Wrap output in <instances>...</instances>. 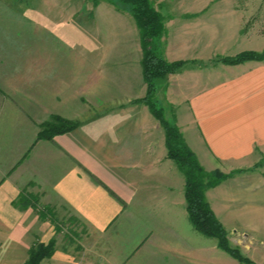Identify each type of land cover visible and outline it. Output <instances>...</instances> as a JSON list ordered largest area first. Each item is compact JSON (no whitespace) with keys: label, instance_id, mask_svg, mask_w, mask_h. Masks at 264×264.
Instances as JSON below:
<instances>
[{"label":"crops","instance_id":"crops-1","mask_svg":"<svg viewBox=\"0 0 264 264\" xmlns=\"http://www.w3.org/2000/svg\"><path fill=\"white\" fill-rule=\"evenodd\" d=\"M16 5L0 6L1 239H8L10 216L56 220L54 213L61 211L81 221L85 239L79 242V259L75 248H57L52 264H232L216 239L193 227L185 178L168 158L165 130L147 106L133 103L147 91L135 21L110 4L98 5L92 28L104 33L102 54L88 58L87 43L76 34L65 0H31L30 8ZM210 13L213 21L239 16L232 9ZM188 22L168 24L170 62L200 56L198 28ZM25 30L38 39L31 42L33 55L31 43L20 39ZM40 32L51 37L40 40ZM253 33L243 49L229 55L263 52L262 30ZM212 39L214 49L218 43ZM57 48L63 54L59 61L53 57ZM222 67L224 76L213 71L211 85L201 84L199 67L173 74L167 92L187 144L208 171L228 173L261 163L207 191L219 220H229L235 218V207L264 201V60ZM54 115L79 126L52 140H39L41 124ZM236 183L245 198L233 197ZM248 187L255 188L256 199ZM21 195L35 198L37 207L53 210V216L39 218L33 207L15 209L13 202ZM19 233L17 246L26 257L31 244ZM6 249L1 252L5 257Z\"/></svg>","mask_w":264,"mask_h":264},{"label":"rangeland","instance_id":"rangeland-1","mask_svg":"<svg viewBox=\"0 0 264 264\" xmlns=\"http://www.w3.org/2000/svg\"><path fill=\"white\" fill-rule=\"evenodd\" d=\"M151 1L153 3L154 8L162 15L163 22H164L163 23L164 31L162 35L160 36V38L157 40V53L162 58H164V60H166L168 63L182 62L183 65L181 66L179 71L173 74H179L190 67L201 68L203 70V72L200 73V77H199L201 84H209V85L212 84L213 81L210 82L208 81V79L211 78V76H213V73H214L213 71H215L216 75L219 77L224 76L223 74L224 71H223L222 66L231 65V64L225 63L224 60L228 58H233L239 54L244 53V52H241L234 56L229 55V53L243 49L247 44L246 40H248L249 42L251 41L247 37V35L254 36L256 34L253 33V31H256L257 29L259 30L261 29L262 30L261 34L263 35V40H264V0H151ZM65 3L72 10V13H73L72 20H73V23L75 24L76 31H78V33L76 32V34H78V37H80V40H83L87 43L88 47L86 48L85 53H86V56H88V58H95L96 56L98 55L101 56L102 54V48H100V46H101V37L104 33L103 34L99 33L98 27L92 28V26H95L94 20H93L94 18L93 10L98 5L110 4L114 6L121 14L130 16V18H132V20L135 21L132 14L128 10L123 9L121 5L119 7L116 1H112V0H71V1H68V0H65ZM2 4H5V5L10 4V5H13L14 7H17L16 4H18L20 6H24L25 8H30L31 0H0V6H2ZM214 9L215 10L217 9L237 10L239 16L234 17V18L215 17V21H213L214 18L211 16L210 10H214ZM191 10L198 11V12L194 14L185 13L186 16H183V17L180 15L183 12L191 11ZM87 15L88 17H86ZM27 20L28 21L26 20L24 21L25 27L30 26L29 18H27ZM185 20H189L190 22L188 23L196 25L198 28V32L196 33V35L199 38L200 45H201L200 56L194 59H186V60L181 59V60L170 62L166 58L167 42L165 40L166 35H168L167 34L168 29H169L168 24L171 22L172 23L174 22V24H177L179 26L182 23V21H185ZM225 20H233V21L232 23H225ZM9 21H10L9 22L10 24H14L13 19H9ZM134 23H135V27H134L135 28V45L141 46L139 29H138L136 21ZM27 24H29V26ZM249 30L252 33L249 34L248 33ZM24 33H27L28 35L23 34L22 36H20V39H22L21 41L24 42L25 44L27 43L30 44L31 42L32 43L38 42L37 37L34 34L30 33V30L29 31L25 30ZM115 34H116V31L114 35ZM38 37L40 38V40H48L51 36H49L47 32H44V33L40 32L38 34ZM212 38H215L218 43L217 47L214 49L211 48V41L213 40ZM226 44H229L230 46L236 47V48L234 49L230 48L229 50H222L221 48H218L221 46L224 47L226 46ZM207 45L209 47L205 49L204 46H207ZM30 51H31V54L33 55L35 51L33 48V45L31 49L29 50V52ZM225 51H229V52H225ZM25 52H28V48L25 49ZM246 52H253V51H246ZM255 53L263 54L264 50L263 52H255ZM62 55L63 54H61L59 48H57L56 52L53 53V57L57 61L63 59ZM142 60H143V50H142ZM210 70H212V73L210 72ZM173 74H169L165 78L157 81L155 102H156L157 107H159L163 111L165 119L169 123L175 124L178 126L176 116L174 115V112H173L172 104L168 100V92H167L168 81H169L170 76ZM216 79L218 81V77ZM144 98L137 99L133 103H135L136 105L147 106L151 112L152 118L158 121L157 118L153 115L150 107L143 102ZM50 120L51 118L49 119V121ZM44 123H42L41 126ZM178 128L184 138V135L179 126ZM40 130H41V127H40ZM184 141L187 144L185 138H184ZM188 147L191 149L189 145ZM193 153L196 155L194 151ZM199 163L209 173L214 172V171H220V170L208 171L201 164L200 161ZM260 165L261 163L258 162L253 168L233 170L228 173H224L222 171L220 172H222L223 174H231L233 172L243 171L241 173L235 174L234 176L230 177V178H237L239 174L248 172L250 170H254L256 167H259ZM229 179L223 181L219 185L213 188H210L208 190H211V189H214L220 186L221 184L228 181ZM236 185L238 184L236 183ZM248 188L253 190L251 193L253 195V199H256L255 188L254 187L253 188L248 187ZM236 189H234V191H236L237 193L232 192L233 197L235 194L239 198V200L241 197L245 198L244 197L245 192L241 191L242 190L241 186L238 185V188ZM207 191L205 195H206V200L209 203L207 199ZM247 196H248V199H250L251 197L250 194H248ZM15 203L16 202H13V207L15 209L17 208L20 211L27 209V208H22L21 206H17V205L15 206ZM241 204H243V202H241ZM32 210L40 218L41 212L44 210V208L39 207L37 209H32ZM51 211L53 213V210ZM232 213L235 215V218L233 217L232 219H229V220H219V218L214 212L216 218L222 223V225L224 226L227 232L228 241L231 247L238 249L241 255L245 259H247V262H243V261L241 262L232 257V261H231L232 264H264V201L263 203L254 202L253 206H248V208L246 209L245 208L240 209L238 207H235L232 210ZM54 214L56 215L55 216L56 220L55 219L54 220H15L14 217L10 216L9 218L11 219L8 220V225H7V234H8L7 238L8 239L7 240H5V238L1 239L3 235L0 234V253L2 252V249L7 250L6 248H8L9 255L5 257V254L1 253L0 264H6L5 261H7V264H25L26 263L28 259V255L26 257L21 255L19 248L17 246L18 243H20L17 240V236H19L20 238V235H17L19 232H20L19 234L23 232L26 235L27 239L29 240L31 244L30 248L34 246L35 244L49 245L52 241H54L55 251L53 255L56 253L57 248L60 249L61 251L75 248L76 254H77L76 257L79 259V254L81 252L79 249V246H80L79 242H80V239L82 238L85 239L84 237L85 231H84V227L81 221L73 220L69 216L68 213L64 214L61 211L59 213L56 212ZM0 232L4 234L5 232L4 227L0 226ZM74 234H77L80 238L74 237ZM82 243H84V240L82 241ZM217 247H218V244H217ZM29 250H28V254H29ZM12 252L16 253L14 256H12L13 260L11 259ZM52 256L49 258L43 259L41 264H52L53 263Z\"/></svg>","mask_w":264,"mask_h":264},{"label":"trees","instance_id":"trees-1","mask_svg":"<svg viewBox=\"0 0 264 264\" xmlns=\"http://www.w3.org/2000/svg\"><path fill=\"white\" fill-rule=\"evenodd\" d=\"M117 5L128 10L134 17L139 33L141 47L143 50V77L147 85V93L143 102L147 104L153 115L160 122L166 133V144L168 158L173 160L179 170L185 176V198L190 221L197 232L217 240L218 247L228 253L231 257L247 262L238 249L231 247L227 232L222 223L216 218L213 210L206 200V191L240 172L223 174L220 171L207 172L199 163L196 155L185 143L184 138L177 125L169 123L163 111L157 107L155 94L157 81L169 74L179 71L182 62L168 63L157 53V40L164 31L162 15L154 8L151 0H112ZM263 61L264 53L244 52L233 58L225 59L224 62L238 65L246 61ZM78 122L67 120L58 115L51 117L50 121L41 126L38 134L39 140H52L56 135L65 134L75 130ZM36 199L31 196L21 195L15 206L22 208L33 207L37 209ZM53 216L51 210L45 209L41 212V218ZM55 251L54 241L49 245L35 244L29 250L28 259L25 264H41L42 260L49 258Z\"/></svg>","mask_w":264,"mask_h":264}]
</instances>
